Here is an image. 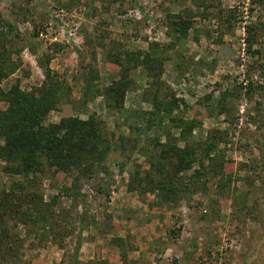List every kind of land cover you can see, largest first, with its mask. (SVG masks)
I'll return each instance as SVG.
<instances>
[{
    "label": "rangeland",
    "instance_id": "374dc122",
    "mask_svg": "<svg viewBox=\"0 0 264 264\" xmlns=\"http://www.w3.org/2000/svg\"><path fill=\"white\" fill-rule=\"evenodd\" d=\"M0 264H264V0H0Z\"/></svg>",
    "mask_w": 264,
    "mask_h": 264
},
{
    "label": "trees",
    "instance_id": "16d2710c",
    "mask_svg": "<svg viewBox=\"0 0 264 264\" xmlns=\"http://www.w3.org/2000/svg\"><path fill=\"white\" fill-rule=\"evenodd\" d=\"M138 57V56H137ZM145 58V57H144ZM143 60V59H142ZM141 63H143V62H141ZM123 97H124V91L122 92V95L120 96V100L122 101L123 100ZM175 107V106H174ZM173 106H170V104L169 103H165V104H159L158 103V105L156 106V105H154V108H156L155 110H156V115L157 116H159V117H167L168 116V118H170L171 119V117L169 116V114L171 113V110L174 108ZM172 121V120H171ZM174 122V121H173ZM194 124H190L189 126H187V128H184V132L182 131V134L183 135H185V134H190L191 133V131H192V129L195 127V126H193ZM182 135V136H183ZM91 137H92V139L95 141L96 139H98V135H97V133H96V131L94 130V132L93 133H91ZM31 143L32 142H35V139L34 138H29L28 139ZM45 139L44 138H42V137H39V139L36 141V143H43V141H44ZM73 140L75 141V145L76 146H78V147H80V148H84L85 147V145H86V143H84V141L86 140V138H85V136L84 135H81V134H79V135H77V136H73ZM48 144L50 143V142H48L47 140H45ZM60 142V141H59ZM187 146V145H186ZM202 146V145H201ZM204 146H205V150H204V152H205V154L206 153H208L211 149H212V144H209V143H206V145L204 144ZM16 147L17 146H15L14 147V149H16ZM187 148L188 147H186V150H187ZM202 148V147H201ZM174 149V152H176V156H179L180 158H182V159H185V157H186V152L184 151V150H177L176 148H172V150ZM20 151H22L21 150V148L20 149H18V152L16 151V154L14 155V157L15 156H20L24 161H26L29 157H34V154L33 155H31V154H29V155H23ZM46 151H48L49 152V148L47 147L46 148ZM171 152H173V151H171ZM202 152H203V150H202ZM50 155H57V153H54V154H50ZM50 158H53V159H55V157L54 156H50ZM187 165H188V163H187ZM186 165V166H187ZM185 166V167H186Z\"/></svg>",
    "mask_w": 264,
    "mask_h": 264
}]
</instances>
